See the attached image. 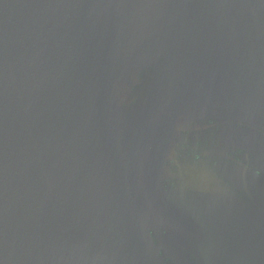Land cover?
<instances>
[{
    "label": "water",
    "instance_id": "95a60500",
    "mask_svg": "<svg viewBox=\"0 0 264 264\" xmlns=\"http://www.w3.org/2000/svg\"><path fill=\"white\" fill-rule=\"evenodd\" d=\"M0 264H264V0H0Z\"/></svg>",
    "mask_w": 264,
    "mask_h": 264
}]
</instances>
